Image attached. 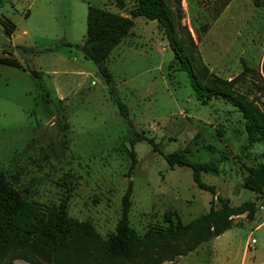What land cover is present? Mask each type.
Masks as SVG:
<instances>
[{"label":"rangeland","instance_id":"rangeland-1","mask_svg":"<svg viewBox=\"0 0 264 264\" xmlns=\"http://www.w3.org/2000/svg\"><path fill=\"white\" fill-rule=\"evenodd\" d=\"M165 2L173 14L175 50H183L193 73L204 82L209 75L230 80L248 69L236 89L258 98L264 112V5ZM133 3L0 0V175L40 212L68 195V218L91 226L103 239L116 231L130 182L129 229L156 252L164 244L158 235L169 228L165 212L187 225L210 209L213 197L195 184L190 168H170L165 161L189 146V162L217 165L218 172L201 174V182L231 207L253 203V219L247 212L232 216V228L216 238L204 232L173 240L166 244L174 246L172 261L162 264H264V196L242 187L248 168L264 162L256 159L264 143L249 144L245 121L225 101L196 96L158 23L133 19L130 33L106 60L135 131L151 141L133 149L129 128L96 66L79 49L59 46L84 42L89 6L128 16ZM3 24L13 26L11 34ZM196 136L200 143L191 146ZM132 151L136 163L129 171ZM16 256L13 264H50Z\"/></svg>","mask_w":264,"mask_h":264},{"label":"trees","instance_id":"trees-1","mask_svg":"<svg viewBox=\"0 0 264 264\" xmlns=\"http://www.w3.org/2000/svg\"><path fill=\"white\" fill-rule=\"evenodd\" d=\"M133 1V8L129 11L130 18L89 6L84 42L73 45L59 44V46H73L79 49L83 56L96 66L97 73L105 81L112 101L129 128L131 149L138 142L146 141L151 144V141L135 131L129 118L128 108L121 100L114 77L106 66L107 57L130 33L134 25L133 19L138 17L157 22L159 28L167 34L174 50L178 45L174 36L173 14L165 0ZM119 5L121 6L122 2ZM178 5L180 6V0H178ZM253 5L259 8L264 5V0H253ZM3 26L8 34L12 33L13 26L7 24ZM175 52L181 67L188 73L196 96L204 101L211 98L225 101L235 108L245 121L249 144L264 143V112L257 106L259 99H250L236 89L237 84L244 79L245 73L249 70L244 68L238 76L230 80L209 75L202 82L193 73L189 60L183 55V50L178 47ZM10 65L16 66L13 61ZM205 74L207 75L206 70ZM261 77L264 81V58ZM199 143L198 136H196L191 146H197ZM188 153L189 146L184 150L166 155L165 161L170 168L175 166L190 168L195 184L213 197L210 201V209L206 215L187 225H184L175 214L165 212L164 217L169 223V228L163 234L158 235V241L164 244L158 247L160 250L156 252L154 251L157 248L152 251L147 240L134 238L129 229V200L132 193L130 182L121 201L122 207L116 231L109 239H103L91 226L68 218V195L59 201L57 207L40 212L27 203L5 176L0 175V264H13L16 255L20 254L29 255L31 258L41 259L50 264H162L165 261H172L174 246L167 248V245L173 240L183 239L187 235L203 237L204 232L216 238L232 228L230 219L232 216L245 212H247V218L252 220L253 203L231 207L227 199L217 194L212 187L201 182V174L218 172L217 165L213 161L205 164L191 163L187 159ZM131 158L129 171L136 163L133 151ZM256 159H264V153L257 154ZM242 187L254 194L264 196V162L248 168L247 175L242 180ZM216 203L219 204L218 209H216ZM174 216L176 217L175 223H173ZM194 229L196 230L192 234ZM188 251L191 250H183L178 255H185Z\"/></svg>","mask_w":264,"mask_h":264},{"label":"crops","instance_id":"crops-1","mask_svg":"<svg viewBox=\"0 0 264 264\" xmlns=\"http://www.w3.org/2000/svg\"><path fill=\"white\" fill-rule=\"evenodd\" d=\"M249 42H250V41H249ZM242 43H243V42H241V43L239 44L240 47H243ZM244 43H246V42H244ZM224 47H226V46L224 45V42H223V48H224ZM232 47H233V44L229 43V44H228V51H229V50L231 51Z\"/></svg>","mask_w":264,"mask_h":264},{"label":"water","instance_id":"water-1","mask_svg":"<svg viewBox=\"0 0 264 264\" xmlns=\"http://www.w3.org/2000/svg\"><path fill=\"white\" fill-rule=\"evenodd\" d=\"M128 18H130V15H128ZM34 76H35V74H34Z\"/></svg>","mask_w":264,"mask_h":264}]
</instances>
